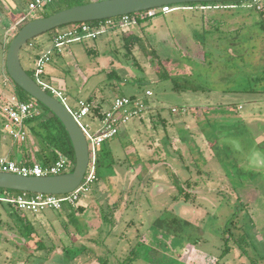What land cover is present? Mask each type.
Segmentation results:
<instances>
[{
    "label": "rangeland",
    "instance_id": "obj_1",
    "mask_svg": "<svg viewBox=\"0 0 264 264\" xmlns=\"http://www.w3.org/2000/svg\"><path fill=\"white\" fill-rule=\"evenodd\" d=\"M28 1L14 0L15 13L8 11L7 0L1 1L7 9L0 12V23L8 45L25 24L35 20L18 25L28 12ZM98 1L53 0L46 9L60 12ZM250 4L249 0L236 10L221 6L225 11L211 12L178 5L168 15L109 30L96 42H74L48 68L47 81L65 93L71 109L91 98L98 101L91 103L93 115L99 104L108 109L116 96L148 102L143 116L126 126L128 137L106 143L98 154L93 190L110 179L114 184L124 182V208L131 201L124 213L110 209L118 226L110 242L112 252H106L110 263L120 264L134 250L139 258L135 264H264V170L254 171L245 162L252 148L264 151V0H260L261 10L245 7ZM128 33L140 42L127 45ZM49 34L52 37L54 31L33 41L44 40L52 47ZM34 50L27 44L21 51L25 70ZM114 74L117 77L111 79ZM9 95H15L14 88L0 65V97ZM82 123L93 131L99 126L92 116ZM3 126L1 118L2 133ZM166 130L177 133L175 161L158 152L163 160L153 165L150 160L158 159V143L161 152H171ZM226 130L233 137L222 142ZM190 133L193 137L180 139ZM113 145L131 152L122 150L108 157L105 150ZM163 188L170 195L161 194ZM96 193L100 195L92 191L81 197L76 208ZM185 194L191 196L187 201ZM34 215L0 202V264H20V260L23 264H98L104 258L100 243L87 239L86 248L73 244L74 228H82L79 218L52 216L50 223L46 218L33 219ZM27 219L35 229L31 237L23 225ZM225 240L228 254L222 257ZM41 242L45 250L39 248ZM63 245L66 255L58 258L56 252ZM34 252L38 257L28 258Z\"/></svg>",
    "mask_w": 264,
    "mask_h": 264
},
{
    "label": "built area",
    "instance_id": "obj_2",
    "mask_svg": "<svg viewBox=\"0 0 264 264\" xmlns=\"http://www.w3.org/2000/svg\"><path fill=\"white\" fill-rule=\"evenodd\" d=\"M53 0H29L27 4L28 12L19 21L24 23L27 20L37 19L46 13V7ZM249 7H256L261 10L260 0H252ZM206 7H204L205 9ZM176 9L172 6L161 7L138 13L137 18L145 20L154 18L158 14L168 15ZM131 15L119 18L107 19L103 21L73 24L59 28L54 31L51 39L52 47L39 55L34 61L32 71L34 80L48 94L61 102L72 114L87 139L89 149V165L81 185L68 195H41L31 193H11L4 191L0 193V202L11 205L17 212L40 214L47 210L60 212L65 206L76 209L81 197H86L93 191L94 184L98 181L97 163L99 150L106 143L114 140L120 135L121 129L130 122L140 119L146 110L147 99L131 98L127 96H116L111 106L101 112L100 128L96 131L88 124H83L82 120L94 116V106L85 101H81L76 109L68 106V98L58 87L47 81V70L53 64L56 57L60 56L70 44L81 42L85 39H94L100 35L106 34L119 26L128 28L137 23V19ZM34 48L33 43L29 44ZM150 95V93H148ZM1 104L0 115L4 122L3 133L16 143H25L30 138V127L27 122L39 115V109L33 103H23L16 96L6 98ZM75 161L70 158L59 155L55 163L44 166L36 161L22 162L12 160L7 156L0 154V172L15 174L24 177H54L67 174L73 171Z\"/></svg>",
    "mask_w": 264,
    "mask_h": 264
},
{
    "label": "water",
    "instance_id": "obj_3",
    "mask_svg": "<svg viewBox=\"0 0 264 264\" xmlns=\"http://www.w3.org/2000/svg\"><path fill=\"white\" fill-rule=\"evenodd\" d=\"M234 1L243 0H100L69 8L49 17L37 18L25 24L10 42L6 55L7 73L20 89L49 109L61 122L74 150L75 167L67 174L40 178L0 172V190L41 195H68L81 185L89 165L87 139L75 118L61 102L44 91L22 65L21 51L29 42L41 35L73 24L119 18L166 6ZM229 140L224 138L222 142ZM236 146L239 147L237 143ZM245 162L254 171L264 170V151L257 147L252 148L246 155Z\"/></svg>",
    "mask_w": 264,
    "mask_h": 264
},
{
    "label": "crops",
    "instance_id": "obj_4",
    "mask_svg": "<svg viewBox=\"0 0 264 264\" xmlns=\"http://www.w3.org/2000/svg\"><path fill=\"white\" fill-rule=\"evenodd\" d=\"M2 0H0L1 3ZM8 4L10 7L8 9V11H12L15 13L14 7H15V2L13 3L14 0H7ZM228 7V6H227ZM245 7H249V6H245ZM12 8V9H11ZM239 6H231V8H227L228 10H236L238 9ZM219 11V10H223L225 11L223 8H221V6H216V7H206V11ZM6 12L7 9L5 7L2 6V3L0 5V12ZM204 11V12H206ZM210 11V12H211ZM5 30L4 28L1 29V23H0V65H2L3 69L6 65V55H7V51H8V40L9 38L7 37V32L4 31V33H2V31ZM113 31V30H111ZM49 42H51L52 37L49 34ZM95 42L97 40V37L93 39ZM33 45L34 43L36 44V46L34 45V52L32 54H29V71H33L34 69V61L37 57H39V55H41L42 53L48 51L51 46L48 48V44H46V42L43 41H38V42H32ZM62 55H60L61 57ZM55 62V61H54ZM53 62V64H54ZM53 64L51 65V67H53ZM259 79V78H258ZM231 92V91H230ZM244 90H232L231 93H235V94H239V93H244ZM15 96V95H12ZM11 95L8 96V98L12 97ZM4 97V96H3ZM2 100H5L6 97L1 98ZM4 101H1V104ZM94 103H97V100H93ZM101 106V104H99ZM101 112L104 110V107H102ZM160 117V114H159ZM94 118V116H93ZM94 119H98L99 121V126L97 128V130L100 128V117L98 118H94ZM141 122H144V119L140 120ZM164 123L166 124L165 120ZM0 125H1V115H0ZM229 127V126H227ZM200 132H203V130L201 128ZM231 129V128H230ZM202 130V131H201ZM264 130V127H263ZM176 132V131H175ZM174 131L169 132V131H165L164 136L167 140V146L169 147L171 152H168L166 150H163V152H161L159 149L161 148L160 143H158L156 146L158 148L155 149V153L158 154H163L165 155L168 160L170 161H175V156L177 154V148H176V135L177 133H175ZM226 132V135L221 136L220 138H230L233 137V135H230V131H223V133ZM229 134H228V133ZM187 133V132H186ZM220 133V131H219ZM30 138L27 142L25 143H16L14 142L11 138L7 137L4 133L1 132L0 130V154L3 156H7L12 160H18V161H22V162H31V161H36L40 164H42L43 161H47V158L44 157V155H42L41 152V147L40 144L38 143V140L36 138V134L31 130L30 131ZM191 134V133H190ZM129 135V129H127V127L125 126L124 128L121 129L120 135L117 137L118 138H126ZM204 135V134H203ZM262 136V134H260ZM179 136H177L178 138ZM185 137H193L192 134L189 136H180V139H184ZM189 140V139H188ZM190 142H192L191 140H189ZM193 143V142H192ZM191 143V144H192ZM193 146V145H192ZM119 146H114L110 147V150H105V154L108 157L114 158L115 156L119 155V152L124 150V153L126 152V154L130 153L131 151L129 149H123L120 148ZM158 154V159H152L151 164L155 165L156 163H161V161L163 160V158ZM157 156V155H156ZM166 161V160H164ZM160 168L158 170V172H160ZM167 174V173H165ZM166 177V176H165ZM167 177H170V175H167ZM188 179H184V181L186 182ZM112 180L110 179L107 183L101 185V186H96V188H94L93 192H99L100 195H97L96 193V197H92L91 199L86 200L84 203L85 206L83 205H78V208H76V210L73 212H71V208H69L68 206L66 208H64L62 211L57 212V213H52L57 219H64V215H66V217L69 218H79L80 221V226L82 227L80 229V227H75L74 228V241L73 244H75L76 246H81L83 245V247L86 248V246H84V244H86L87 239L90 240V242L94 243L95 245H98V243L102 244L103 246V250H104V257H107L108 259V255H106V252H112L111 249V243L112 242V236L114 235V231L118 229V226H114V216H113V211L112 214L111 210L112 208L117 209L118 212H122L124 213V209H126V211H128V207H129V201L128 203L125 202L126 207L124 208V199L125 195V186L126 184L124 182L121 183H113L111 182ZM167 182L171 181L170 178H168V180L166 179ZM167 182H163L164 184H168ZM112 189L114 190L113 193L114 195L112 197H108V194L110 192H112ZM161 194L163 195H170L169 194V190L166 188H163V191L161 192V190L159 191ZM115 206V207H114ZM134 207V206H133ZM66 212H65V211ZM87 210V212H86ZM121 210V211H119ZM135 211H139L138 208H134ZM63 211L65 213H63ZM45 214V213H44ZM43 214V215H44ZM34 215V214H33ZM39 214H36V216L34 215V218H46V220H48L50 223L52 220H50V217H52L51 215H44L41 216ZM41 216V217H40ZM60 216V218H59ZM85 219V221H84ZM83 220V221H82ZM27 221H29L27 219ZM30 222V221H29ZM134 220L132 222V225L134 224ZM157 223V221L154 223V225ZM98 225V228H97ZM83 227L85 228V232H83L84 230ZM111 229V230H110ZM82 230V231H81ZM141 229L138 230V232H140ZM35 231V229H34ZM141 233V232H140ZM93 235H96L98 238L96 241H92ZM85 239V240H84ZM22 241L24 239H21ZM117 242V241H116ZM25 243V242H24ZM128 243V242H127ZM131 245V244H129ZM24 247V244H23ZM64 248L62 247H58V250L56 252V256L62 257L63 255H66L67 250L65 249V246L63 245ZM98 247V246H97ZM39 248L41 250H45V245L43 244V242H41V245L39 246ZM151 248V247H149ZM91 249V248H90ZM152 249V248H151ZM93 251V250H91ZM37 252L31 253L30 255H28L29 257H34L37 258L38 257ZM126 257H124L125 259ZM97 260V259H96ZM98 264H100V262L97 260ZM24 262H21L20 260V264H23ZM152 263V262H151ZM217 263V262H216Z\"/></svg>",
    "mask_w": 264,
    "mask_h": 264
},
{
    "label": "trees",
    "instance_id": "obj_5",
    "mask_svg": "<svg viewBox=\"0 0 264 264\" xmlns=\"http://www.w3.org/2000/svg\"><path fill=\"white\" fill-rule=\"evenodd\" d=\"M245 1L249 0H244V1H234V2H225V3H202V4H187L190 7H216V6H222V7H227V6H242V3ZM252 3V0H250ZM248 5V4H247ZM176 6H172V8H176ZM251 8V7H249ZM256 10V7H253ZM59 11H54L52 13L49 12V10H46V13L44 14L45 17H49L53 14L58 13ZM261 15H263V11L260 12ZM160 15V14H158ZM131 18L137 19L138 24H142L145 21H149L152 18H147L145 20H140L137 18V14H133L130 16ZM263 17V16H262ZM120 27L117 26L114 29H119ZM261 28L264 29V21L261 22ZM51 33V32H50ZM125 40L127 42V45L133 43L134 41L140 42V40L132 33H128L125 37ZM32 42V41H31ZM29 42L28 45L31 43ZM10 44V43H9ZM9 48V45H8ZM27 73L34 79L32 71L26 70ZM4 73L7 77V79L11 82L14 88V93L15 96L19 99V101L23 103H33L36 105V107L39 109V115L35 116L31 120L27 122L28 126L31 127V130L36 134V138L38 140V143L40 144L41 147V152L44 157L47 158V161H43L42 165L47 166L55 163L59 155H64L71 160L75 161V156H74V150L71 144V141L69 139V136L61 124V122L58 120L56 116L53 115V113L47 109L45 106L40 104L39 102L35 101L33 98H31L28 94H26L22 89H20L9 77L7 70H6V65L4 67ZM117 75L114 74L111 79L116 78ZM176 84V83H175ZM175 90H178L177 87L174 88ZM131 98H136V97H131ZM93 98H91L88 102L89 103H94ZM101 106H97L95 108L96 114H94V118L101 117ZM34 124H37L36 126H33ZM188 185H190V182H187ZM6 190H0V193L4 192ZM11 193H19V192H14V191H9ZM186 196V201L191 197L190 194H185ZM65 206L64 208H66ZM71 208V212L75 211L76 209L73 207L68 206ZM63 208V209H64ZM17 212V211H16ZM24 217V216H23ZM24 228L26 234L28 236H32L34 234V230L30 223L26 220L24 223ZM23 242H25L23 240ZM22 245V244H21ZM228 254V241L225 240V249L223 251L222 257ZM138 256L135 254L134 250L130 251V254L120 262V264H135L138 260ZM100 264H112L109 262L107 257L100 258L99 259Z\"/></svg>",
    "mask_w": 264,
    "mask_h": 264
}]
</instances>
